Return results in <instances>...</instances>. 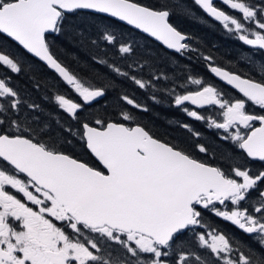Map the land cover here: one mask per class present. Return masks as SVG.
I'll return each mask as SVG.
<instances>
[{
	"label": "snow or ice",
	"instance_id": "snow-or-ice-1",
	"mask_svg": "<svg viewBox=\"0 0 264 264\" xmlns=\"http://www.w3.org/2000/svg\"><path fill=\"white\" fill-rule=\"evenodd\" d=\"M192 3L264 50V0ZM178 11L190 14L184 0H0V264H264V63L259 78L216 64L170 22ZM60 39L86 49L88 66L61 59ZM150 41L196 53L225 87L176 75ZM164 100L228 151L206 158L189 123H177L182 139L145 123Z\"/></svg>",
	"mask_w": 264,
	"mask_h": 264
},
{
	"label": "trees",
	"instance_id": "trees-1",
	"mask_svg": "<svg viewBox=\"0 0 264 264\" xmlns=\"http://www.w3.org/2000/svg\"><path fill=\"white\" fill-rule=\"evenodd\" d=\"M190 9V14L185 15L182 12H177L170 19V22L178 31H181L184 34H187L192 38L193 47H198L199 51L204 54H209L214 56L215 63L224 66L227 69L237 70V66L244 63V58L246 48L238 43L234 36H230L225 29L218 23H215L208 18H206L200 9L192 3V0H184ZM233 15L239 16L237 13H232ZM141 44L144 41H140ZM56 48L60 49L58 55L61 59L65 60L70 66H75L72 63L73 57L79 58V63L87 67L90 61L87 59L89 53L86 49H79L66 40L60 39L56 40ZM56 50V49H54ZM66 50V52L64 51ZM149 53L157 59L158 62H163L165 66H170L176 68L177 64L179 68L176 70V75L182 76L184 72L181 69L187 71L188 74L203 76L209 81L216 83L206 71L204 62L198 58L196 53L192 54L191 59L187 57H179V55L172 52H167L162 49L159 45L153 41L149 42ZM175 56V58H173ZM31 60V58L29 57ZM32 63L37 64L38 67L34 69L40 76L51 77L53 74L47 70L42 64L38 61H32ZM6 69L0 68V75L5 73ZM103 71V69H101ZM9 76L12 77V83L19 88L24 89L27 92L32 91V85L28 81V75L24 73L19 76L12 74L10 71L7 72ZM31 73H29L30 75ZM51 83V80L48 81ZM63 88V86H61ZM131 89V85H127ZM193 87V86H190ZM37 95V93H32ZM68 94L72 96V93L69 91ZM136 98L141 102H147L144 94L142 92L136 93ZM73 99L75 97L73 96ZM108 103H112V99H109ZM100 106H97L99 108ZM51 110L54 115L59 118L57 111L54 107H51ZM145 123H150L154 128L159 131L161 134H164L168 139L177 138L182 139L188 136V133L185 129L177 127V123H189L192 127L193 122L189 121L183 112L171 105L168 100H164L160 104L151 105V111L143 116ZM200 124L198 128H201ZM209 148V153L212 157L215 154L216 157H219L222 153L228 151V145L222 143L220 140L213 139L212 141L206 144ZM205 217L210 224H214L225 232L234 233L238 237L251 243L248 236L243 235L240 230L235 226L231 225L230 222L223 221L221 218L215 217L209 212L205 213Z\"/></svg>",
	"mask_w": 264,
	"mask_h": 264
},
{
	"label": "flooded vegetation",
	"instance_id": "flooded-vegetation-1",
	"mask_svg": "<svg viewBox=\"0 0 264 264\" xmlns=\"http://www.w3.org/2000/svg\"><path fill=\"white\" fill-rule=\"evenodd\" d=\"M217 6L218 7H221L223 8L225 11H230L226 6L222 5L219 1H215ZM201 11V10H200ZM232 13H237L239 14L238 12L232 10ZM204 15V14H203ZM205 16V15H204ZM207 18V17H206ZM209 19V18H208ZM210 20V19H209ZM213 21V20H211ZM215 23H218L220 24L219 22H216V21H213ZM221 25V24H220ZM223 28V27H222ZM237 40V39H236ZM238 41V40H237ZM239 44H241L242 46H244L246 48L245 50V55H247L244 60L245 62L240 64V66H237V71H242L244 73H247L249 75H254L256 78H259L260 75H262L261 73H259L258 71V66L261 64V63H264V52L262 50H259V49H256V48H252V47H249V46H246L242 43H240L238 41ZM31 58V57H30ZM251 60L253 61L254 63L250 64L248 63V61ZM216 81V80H215ZM220 87H225V85L219 83V82H216ZM184 114V113H183ZM185 115V114H184ZM185 117L194 123L193 125V128L195 130H198L202 133V136H201V140L202 142H204L205 144H208V142L212 141L213 139H216V140H219L217 139V137L215 136L214 134V130H210L206 127L205 124H203L202 122H198V121H195L193 118H190V117H187L185 115ZM202 124L201 128H198L197 127ZM203 156V154H201ZM206 158H211V155L209 153V157H206ZM253 167H259V164L258 163H255L253 164Z\"/></svg>",
	"mask_w": 264,
	"mask_h": 264
},
{
	"label": "water",
	"instance_id": "water-1",
	"mask_svg": "<svg viewBox=\"0 0 264 264\" xmlns=\"http://www.w3.org/2000/svg\"><path fill=\"white\" fill-rule=\"evenodd\" d=\"M215 1H219L220 2V0H215ZM198 7V6H197ZM199 8V7H198ZM200 9V8H199ZM201 10V12L205 15V17H207V18H209L210 20H213V21H215L213 18H211V17H209L205 12H203V10L202 9H200ZM217 22V21H216ZM153 42H155L157 45H159L162 49H164L165 51H167V52H172L173 53V51L172 50H167L164 46H162L161 44H160V42H156V41H153ZM240 42V41H239ZM240 43H242V42H240ZM243 44V43H242ZM246 46H248V45H246ZM249 47H251V46H249ZM253 48V47H252ZM263 52H264V50H262ZM40 63V62H39ZM40 64H42V63H40ZM43 65V64H42ZM44 66V65H43ZM46 68V67H45ZM47 69V68H46ZM206 69V68H205ZM48 70V69H47ZM50 71V70H49ZM206 71H207V69H206ZM51 72V71H50ZM207 73L214 79V80H216L217 82H219V83H221V84H223L222 82H220L219 80H218V78H215L212 74H210L208 71H207ZM224 85V84H223ZM228 87H230V86H228ZM194 107V106H193Z\"/></svg>",
	"mask_w": 264,
	"mask_h": 264
},
{
	"label": "rangeland",
	"instance_id": "rangeland-1",
	"mask_svg": "<svg viewBox=\"0 0 264 264\" xmlns=\"http://www.w3.org/2000/svg\"><path fill=\"white\" fill-rule=\"evenodd\" d=\"M194 87V86H193Z\"/></svg>",
	"mask_w": 264,
	"mask_h": 264
}]
</instances>
